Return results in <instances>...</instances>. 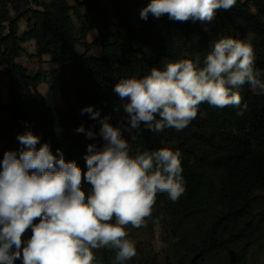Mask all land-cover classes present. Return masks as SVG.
Masks as SVG:
<instances>
[{"label": "trees", "instance_id": "16d2710c", "mask_svg": "<svg viewBox=\"0 0 264 264\" xmlns=\"http://www.w3.org/2000/svg\"><path fill=\"white\" fill-rule=\"evenodd\" d=\"M149 2L81 0L84 10L80 14L65 0H0V66H5L2 73L8 77L10 98L4 107L8 116L0 120V139L4 140L0 162L5 151L19 150L17 136L30 129L40 137L38 148L48 143L53 154L60 149L66 160H75L86 172L87 145L99 147L104 141L99 119L81 110L92 106L100 118L111 115L113 126L128 128L127 119L122 121L123 108L116 111L122 102L113 88L120 79L143 77L167 61L199 57L202 63L210 43L222 36L250 41L255 66L264 71V0H237L230 10L217 11L207 24L151 15L142 20L140 10ZM21 18H26V30L19 36ZM89 29L97 31L98 56L73 50L78 43L88 49L90 44L84 40ZM29 39L35 41L37 55H51L56 63L51 73L31 74L16 61L23 50L21 42ZM41 82L48 86L43 97L24 92L25 87L35 88ZM238 91L240 108L203 103L197 118L181 131L165 128L156 133L143 125L140 133L128 131L132 155L162 147L182 153L184 194L172 202L167 193H158L152 217L146 222L150 227L159 224L166 238L176 237L185 250L183 257L177 261L165 258L164 264H229L222 250L229 251L226 247L251 238L264 227V94H254L247 84ZM82 124L96 133L94 139L76 131ZM156 217H162L159 223L154 222ZM188 218L194 219L192 227L186 224ZM30 235L29 230L25 239ZM246 245L248 241L241 243L239 254ZM102 255L109 262L115 258L106 248Z\"/></svg>", "mask_w": 264, "mask_h": 264}, {"label": "clouds", "instance_id": "9594fccd", "mask_svg": "<svg viewBox=\"0 0 264 264\" xmlns=\"http://www.w3.org/2000/svg\"><path fill=\"white\" fill-rule=\"evenodd\" d=\"M237 0H150L140 10L147 21L211 23L217 11H228ZM207 31V29H204ZM202 63L183 58L152 67L143 77L120 79L113 91L122 102L130 133L141 126L152 132L181 131L197 118L203 103L215 108L241 107L238 91L245 84L264 94V71L255 66L250 41L220 37L212 41ZM248 108L247 103L243 109ZM81 113L99 119L102 146L87 145V170L53 154L48 143L30 129L17 136L18 151L3 153L0 170V264H98L94 250H115L112 264L137 255L127 227L141 228L152 217L158 193L172 202L184 194L182 153L162 147L131 154L120 127L100 118L92 106ZM79 133H96L80 125ZM91 186L86 194L84 182ZM162 217L154 218L159 223ZM31 235L25 239L26 233Z\"/></svg>", "mask_w": 264, "mask_h": 264}, {"label": "rangeland", "instance_id": "374dc122", "mask_svg": "<svg viewBox=\"0 0 264 264\" xmlns=\"http://www.w3.org/2000/svg\"><path fill=\"white\" fill-rule=\"evenodd\" d=\"M120 40L124 38V29H120ZM93 53L97 54L98 50L93 48ZM58 91V90H57ZM56 100L60 106L62 105V99L59 95V92H56ZM9 103L6 96H0V120L7 118V112L5 108ZM126 113H123L122 121H126ZM123 132V137L130 142V136L126 125L121 127ZM4 144V140L0 139V147ZM82 189L87 193L91 191V186L85 181L82 185ZM186 224H194L193 218H188ZM127 232L129 233L128 238L135 243L137 255L131 260L125 262V264H164L165 258H169L173 261H177L185 255V250L182 245L179 243L176 237L166 238V234L160 227L159 224L153 226H148L141 228H133L131 225L127 227ZM248 241L247 248L243 251L242 254H239L241 248V243ZM241 242V243H240ZM235 244L229 245L226 251L222 250L223 257L225 261L229 264H264V227L260 228L251 238L241 240ZM102 250H94V254L97 258L98 264H112V262L107 261L103 258ZM112 253H115V250H109ZM238 252L236 255L235 253ZM232 253V255H231Z\"/></svg>", "mask_w": 264, "mask_h": 264}, {"label": "crops", "instance_id": "0c3cea01", "mask_svg": "<svg viewBox=\"0 0 264 264\" xmlns=\"http://www.w3.org/2000/svg\"><path fill=\"white\" fill-rule=\"evenodd\" d=\"M69 6H76L78 13H83V7L79 5L81 0H65ZM72 22L74 26H78L77 19L72 16ZM18 35L20 36L26 30V18H21L18 22ZM97 38V31L95 29H89L86 34L85 42L90 44L88 49H85L80 43L75 44L74 49L77 54H85L86 56H98L100 54V45L95 42ZM21 53L16 57V61L28 69V72L33 74L35 72L51 73L56 68V63L51 61V55L48 52H42L37 55L35 51L36 45L33 39H29L21 42ZM93 48L98 50V53H93ZM5 66H0V96H6L9 100L7 93L8 77L2 73ZM48 90L46 83L41 82L37 87L27 86L24 88V92L30 96L37 99L43 97ZM57 88H54V93L56 96Z\"/></svg>", "mask_w": 264, "mask_h": 264}]
</instances>
